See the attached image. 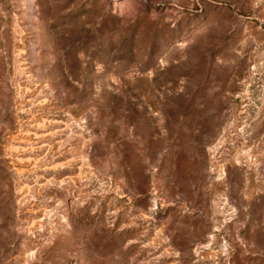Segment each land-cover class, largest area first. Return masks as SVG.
I'll list each match as a JSON object with an SVG mask.
<instances>
[{"label":"rangeland","instance_id":"obj_1","mask_svg":"<svg viewBox=\"0 0 264 264\" xmlns=\"http://www.w3.org/2000/svg\"><path fill=\"white\" fill-rule=\"evenodd\" d=\"M0 264H264V0H0Z\"/></svg>","mask_w":264,"mask_h":264}]
</instances>
